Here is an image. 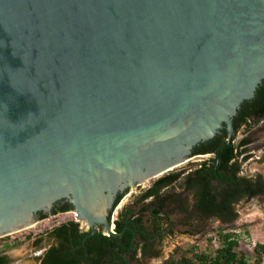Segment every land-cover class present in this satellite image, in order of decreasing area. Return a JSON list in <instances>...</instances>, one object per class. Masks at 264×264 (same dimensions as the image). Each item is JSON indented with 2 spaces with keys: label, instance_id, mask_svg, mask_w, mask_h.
<instances>
[{
  "label": "water",
  "instance_id": "obj_1",
  "mask_svg": "<svg viewBox=\"0 0 264 264\" xmlns=\"http://www.w3.org/2000/svg\"><path fill=\"white\" fill-rule=\"evenodd\" d=\"M263 81L264 0H0V240L64 198L114 236Z\"/></svg>",
  "mask_w": 264,
  "mask_h": 264
},
{
  "label": "trees",
  "instance_id": "obj_2",
  "mask_svg": "<svg viewBox=\"0 0 264 264\" xmlns=\"http://www.w3.org/2000/svg\"><path fill=\"white\" fill-rule=\"evenodd\" d=\"M262 120L264 81L255 98L240 106L233 118L234 131L249 130ZM220 133L192 150L193 157L209 154L214 156L213 159L186 172H172L155 180L135 205L120 213L115 221L114 236L82 233L77 223H64L45 234L49 248L37 260L40 264H142L146 258H157L159 253L154 251L156 243H162L174 234L175 226L170 216L175 211L189 213L187 199L170 193L177 186L194 198L191 216L215 218L225 223L235 220L234 206L244 200L264 196V181L261 177L256 182L240 177L242 166L249 159L246 147L250 140L236 142L233 138L227 143L228 132L223 130ZM123 197L117 198L114 208ZM173 205L175 209L170 210ZM137 207L139 210L136 211ZM71 210V207H65L53 216ZM47 218L49 216H44L41 220ZM183 225L188 227L187 223ZM217 236L220 247L214 254L200 253L196 246H191L186 252L177 249L163 264H264V244L255 245L249 254L240 250L238 238L230 229H219ZM7 240L1 239L0 243ZM43 241L44 237L35 240L38 250L42 248ZM16 246L5 244L3 248L8 250ZM4 250H0V264H12Z\"/></svg>",
  "mask_w": 264,
  "mask_h": 264
},
{
  "label": "rangeland",
  "instance_id": "obj_3",
  "mask_svg": "<svg viewBox=\"0 0 264 264\" xmlns=\"http://www.w3.org/2000/svg\"><path fill=\"white\" fill-rule=\"evenodd\" d=\"M250 132L242 131L237 142L245 137V134L256 136L261 139L259 148H251L249 157L252 160L248 161L242 166V172L245 176H264V124H259ZM210 158L196 157L180 166L174 171L186 172L196 165H200ZM149 181L142 184L140 187H135L122 201L120 206L116 209V214L124 207H131L138 201L142 193L147 190L154 182ZM170 193L182 194L184 198L191 201V196L187 195L178 186L176 190ZM172 209V208H171ZM237 218L236 222L224 229H230L231 233L237 236L240 250L246 253H252L253 248L257 244H264V199H253L242 201L235 208ZM73 215H60L56 218H49L45 221L38 222L29 229L9 236L6 242L0 243V250H4L5 244L18 245L15 248L4 250L11 258L12 264H37L35 258L38 257L42 251L34 248L36 239L44 237L52 228L74 221ZM171 221L174 224V234L167 237L162 243H157L154 251L159 253L157 258H146L142 264H163L170 256L174 255L177 249L186 252L189 247L196 246L198 252H207L214 254L220 247L218 241L217 229L220 228V223L215 220H202L195 216H185L179 212H174L171 215ZM187 223L188 227L183 224Z\"/></svg>",
  "mask_w": 264,
  "mask_h": 264
},
{
  "label": "flooded vegetation",
  "instance_id": "obj_4",
  "mask_svg": "<svg viewBox=\"0 0 264 264\" xmlns=\"http://www.w3.org/2000/svg\"><path fill=\"white\" fill-rule=\"evenodd\" d=\"M258 89V88H257ZM257 91V90H256ZM256 93V92H255ZM254 98H255V96H254ZM253 98V99H254ZM252 99V100H253ZM251 101V100H250ZM232 123H233V120H232ZM259 124H264V120H262L261 122H259L258 124H255V125H253V127H255V126H257V125H259ZM233 127H234V124H233ZM252 127V128H253ZM251 128V129H252ZM223 130H226L227 131V128H226V126H224V128L223 129H221V130H219L218 131V133H220L221 131H223ZM242 131H244V130H241L240 132H238V133H235L234 132V135L232 136V139L234 138L235 140H236V142H237V138H238V136H239V134L242 132ZM247 132H250L251 130L249 129V130H246ZM228 132V131H227ZM217 133V134H218ZM221 134V133H220ZM228 136H229V134H228ZM243 139H249L250 140V144L246 147L247 148V150H248V152H247V155L248 154H250V149L251 148H259V147H261L259 144L257 145V143L261 140V139H259L258 137H256V136H250L249 134H245V137H243L242 139H240L239 141H241V140H243ZM228 140V139H227ZM238 141V142H239ZM191 156H192V151H191ZM249 156V155H248ZM193 157V156H192ZM199 157H206V158H210V159H213L214 158V156L213 155H204V156H199ZM193 158H196V157H193ZM209 159V160H210ZM208 160V161H209ZM250 160H252V157H249V159L244 163V165L248 162V161H250ZM204 162H207V161H204ZM204 162H202V163H204ZM176 170V169H175ZM172 172H177V171H172ZM172 172H170V173H172ZM184 172V171H183ZM182 171L181 172H179V173H183ZM169 174V173H168ZM182 177H184V176H182ZM240 177H244V178H249V179H251L252 181H254V182H256L257 180H258V178L259 177H261V179L264 181V176L263 175H255V176H245L244 174H243V172H241V174H240ZM215 185V184H214ZM136 187H140V186H136ZM174 190H176V188H174L173 190H170V192L172 191H174ZM130 191H131V188H128V189H125V190H121V191H117V193L114 195V198H113V202H112V204H111V207L109 208V209H107V211H106V222H108V224L111 226V229H112V232L114 233V230H115V221L118 219V217H119V215H120V213L125 209V208H127V206L126 207H124L123 209H121V211L119 212V213H117V215H116V217H115V214H116V209L120 206V204L122 203V201L124 200V198L130 193ZM183 192L185 193V194H187V195H190L188 192H185L184 190H183ZM143 194V193H142ZM171 194H177V193H171ZM120 195H124V197H123V199L121 200V202L116 206V208H114V206H115V203H116V201H117V198L120 196ZM179 195H182V194H179ZM191 196V195H190ZM141 197V196H140ZM139 197V198H140ZM182 198H184L183 197V195H182ZM184 199H186V198H184ZM253 199H264V196H257V197H255V198H253ZM253 199H251V200H253ZM139 200V199H138ZM250 200V201H251ZM188 201V200H187ZM244 201H248V200H244ZM138 202V201H137ZM137 202H135V204L137 203ZM134 204V205H135ZM188 205H189V213H182V212H180V211H175V212H179L180 214H184L185 216H187V217H191V215L193 214V212H194V198H193V196H191V201H188ZM133 206V205H132ZM236 206L237 205H235L234 206V210H235V208H236ZM65 207H71V211H69V212H66V213H60V214H58V215H56V216H53L54 215V213L55 212H59V211H61L63 208H65ZM130 207V206H129ZM172 208V209H171ZM170 210H174L175 209V205H173L172 207H170L169 208ZM75 210H76V208H75V206L73 205V203H72V201H71V199H69V198H64V199H61V200H58V201H56V202H54V203H52V205L49 207V208H46V209H42V210H40V211H38V212H36V213H34V215H33V218H34V220L38 223V222H42V221H45V220H41V218L42 217H44V216H49V218H56V217H58V216H60V215H73L75 218H74V221L73 222H75V223H77L78 225H79V227H80V231L82 232V233H85V232H91V234L92 235H96V234H98V233H101V234H103V235H105V236H108L107 235V233L105 232V229H104V225H102V224H96V225H94V227L92 228V227H88L87 225H86V223L85 222H83V221H80V220H78V218H77V215L75 214ZM137 210H139V207H137L136 208V211ZM235 214H236V210H235ZM237 215V214H236ZM195 217H198L199 219H202V220H215V221H217V222H219L220 223V228H218L217 229V231L219 230V229H224V227H228V226H231V225H233L235 222H236V219L235 220H233V221H230V222H222V221H220V220H218V219H215V218H209V219H206V218H202V217H199V216H197V215H194ZM49 218H47V219H49ZM46 219V220H47ZM170 220H171V216H170ZM172 222V221H171ZM59 226V225H58ZM57 227V226H56ZM55 228V227H54ZM53 229V228H52ZM51 229V230H52ZM50 230V231H51ZM173 233H174V230H173ZM114 235H115V233H114ZM7 238H9V237H6V238H4V239H7ZM6 242V241H5ZM158 243V242H157ZM157 243H156V245H157ZM156 245H155V247H156ZM40 247H42L41 249H40V251H42V253L38 256V257H36L35 258V261H37V264H40V262L37 260L38 258H40V257H42L44 254H45V252L48 250V248H49V243H48V240H47V237L44 235V241L42 242V244L40 245ZM34 248L35 249H38V247H36L35 245H34ZM155 249V248H154ZM5 255L6 256H8L7 255V253H5ZM9 257V256H8ZM10 258V257H9ZM139 258H141V255H139ZM11 259V258H10Z\"/></svg>",
  "mask_w": 264,
  "mask_h": 264
}]
</instances>
